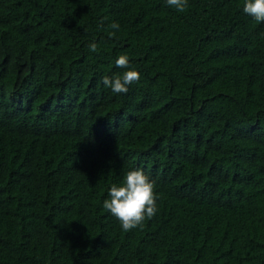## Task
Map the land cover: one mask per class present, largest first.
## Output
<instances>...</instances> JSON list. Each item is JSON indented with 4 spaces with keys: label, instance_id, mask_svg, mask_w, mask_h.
Listing matches in <instances>:
<instances>
[{
    "label": "trees",
    "instance_id": "1",
    "mask_svg": "<svg viewBox=\"0 0 264 264\" xmlns=\"http://www.w3.org/2000/svg\"><path fill=\"white\" fill-rule=\"evenodd\" d=\"M243 2L0 0V264H264V22ZM127 70L126 94L103 85ZM136 169L158 210L124 231L103 201Z\"/></svg>",
    "mask_w": 264,
    "mask_h": 264
},
{
    "label": "clouds",
    "instance_id": "2",
    "mask_svg": "<svg viewBox=\"0 0 264 264\" xmlns=\"http://www.w3.org/2000/svg\"><path fill=\"white\" fill-rule=\"evenodd\" d=\"M166 4L178 12H184L188 7V0H166ZM242 10L256 22H264V0H244ZM109 27L114 30L109 36H114L115 31L119 30L118 22H112ZM98 47L96 43L89 44L91 52H96ZM115 65L117 68L128 69V56L120 55ZM139 79L137 71L127 70L113 77L104 76L102 83L113 93L126 94L128 86ZM108 197L103 201V208L119 222L124 231L142 226L145 219H151L158 210L154 182L140 169L128 171L121 185L113 184L108 190Z\"/></svg>",
    "mask_w": 264,
    "mask_h": 264
}]
</instances>
